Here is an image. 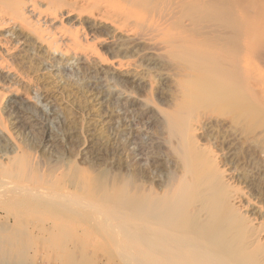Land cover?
<instances>
[{"label": "bare ground", "instance_id": "obj_1", "mask_svg": "<svg viewBox=\"0 0 264 264\" xmlns=\"http://www.w3.org/2000/svg\"><path fill=\"white\" fill-rule=\"evenodd\" d=\"M64 10L106 25L112 33L152 43L153 49L176 64L179 85L191 97L190 103L234 108L243 121V133L254 135L251 140L264 157V0H0V71L27 78L23 72L27 61L15 56V41L61 50L72 59L106 62L97 42L78 27L62 23L58 30L49 28V21L57 20ZM140 11L145 15L138 17ZM147 27L160 38L139 37L133 30ZM2 103L0 97V131L13 142ZM21 106L15 111L23 121L25 106ZM188 107L167 118L168 140L175 145L167 155L175 152L177 159L173 156L171 161L176 169L169 167L172 170L164 174L161 184L156 183L159 187H143L144 171L133 163V172L125 179L110 175L111 180L108 170L95 177L80 176L76 169L69 185L82 189L83 195L47 192L46 186L62 188L63 184L59 186L54 174L43 176V161L35 154L34 142L25 139L7 149L0 146V185L4 175L34 180L31 187H15L12 194L14 207L26 211L13 213V218L8 214L14 227L0 235V264H32L31 241L26 239H34V234L24 223L34 212L48 213L44 221H52L51 227L40 228L48 243L59 245L66 239L85 246L84 240L93 232L78 231L75 220L94 221L100 227L97 232L117 239L116 253L129 256L135 264H264L261 211L245 200L241 187L230 183V173L222 169L212 148L199 142L195 125L184 116ZM34 125L39 124L29 123L28 128L33 130ZM123 240L132 243L133 251ZM94 262L88 253L82 262L69 254L65 264Z\"/></svg>", "mask_w": 264, "mask_h": 264}, {"label": "rangeland", "instance_id": "obj_2", "mask_svg": "<svg viewBox=\"0 0 264 264\" xmlns=\"http://www.w3.org/2000/svg\"><path fill=\"white\" fill-rule=\"evenodd\" d=\"M60 14L57 20L49 21V28L58 30L62 23L71 29L78 27L97 42L106 62L100 58L72 59V55H65L61 50L54 52L36 48L32 41H15L12 43H17L15 56L27 61L23 65L27 78L11 77L0 71V97L5 109L2 113L16 139L13 142L25 139L34 142L35 154L43 161V176L51 178L54 174L59 186L63 184L62 188L46 186L44 191L83 195L82 189L70 186L69 180L76 169H80V173L77 171L82 173L80 176L95 177L108 170L109 177L125 179L133 172V163L147 172L148 176L143 172V177L140 176L143 187H159L157 184H161L164 174L176 169L172 168L176 165L175 152L167 155L175 147L174 141L168 140L167 118L189 105L184 116L195 125L197 139L212 148L222 169L230 173V183L241 187L245 200L258 206L260 221L264 222V168H260L264 167V157L253 143L254 135L246 137L243 133L238 111L221 104H193V100L190 103L191 97L179 85L176 64L169 57L161 56L162 51L153 49V44L145 39L138 42L112 33L106 25L79 17L77 12L64 10ZM144 15L140 11L138 17ZM133 30L139 37L160 38L151 27ZM120 61L125 63L123 67L119 66ZM17 105L25 106H21L26 114L25 119L21 118L23 121L16 114ZM29 123L39 125H34L32 130L28 128ZM13 142L0 131L1 148L7 149ZM1 179L4 184L0 185V235H5L14 227L8 214L13 218V213L26 211L11 203L15 187H31L34 180L18 181L6 175ZM35 213L43 218L39 219ZM33 214L26 216L24 223L34 234V239H26L31 241L28 252L32 264H65L69 254L82 262L85 253L95 264H135L129 256L116 253L117 239L97 232L100 227L94 221L87 224L81 218L75 220L78 231L90 228L93 232L84 240L85 246L66 239L52 245L40 229L51 227L52 221H44L48 213ZM123 243L133 251L130 241L123 240Z\"/></svg>", "mask_w": 264, "mask_h": 264}]
</instances>
